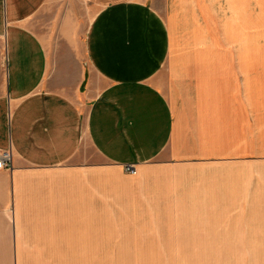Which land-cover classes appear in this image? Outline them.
<instances>
[{
  "label": "crops",
  "instance_id": "1",
  "mask_svg": "<svg viewBox=\"0 0 264 264\" xmlns=\"http://www.w3.org/2000/svg\"><path fill=\"white\" fill-rule=\"evenodd\" d=\"M73 1L0 0V264L98 255L107 208L264 132V0H77L84 38ZM146 218L134 238L240 232L264 257V217Z\"/></svg>",
  "mask_w": 264,
  "mask_h": 264
},
{
  "label": "rangeland",
  "instance_id": "2",
  "mask_svg": "<svg viewBox=\"0 0 264 264\" xmlns=\"http://www.w3.org/2000/svg\"><path fill=\"white\" fill-rule=\"evenodd\" d=\"M72 3L76 14L67 16L70 27L77 36L84 38L93 17L92 10L77 0ZM238 130L239 134L224 137L217 145L224 160L194 164L192 174L182 176L179 183L169 177L167 186L170 189L163 186L151 199L134 201L133 206L121 201L107 208V238L100 241L105 244L97 249L100 254L27 257V263L255 264L254 257L245 255L240 232L178 234L201 236L197 239L134 238L151 235L146 232L151 230L150 226L138 225L137 221L152 216L264 217V132L259 133L256 127ZM261 264H264V257Z\"/></svg>",
  "mask_w": 264,
  "mask_h": 264
},
{
  "label": "built area",
  "instance_id": "3",
  "mask_svg": "<svg viewBox=\"0 0 264 264\" xmlns=\"http://www.w3.org/2000/svg\"><path fill=\"white\" fill-rule=\"evenodd\" d=\"M12 167V157L10 151L0 152V169H10ZM125 170L129 173L135 174V168L133 166H126Z\"/></svg>",
  "mask_w": 264,
  "mask_h": 264
}]
</instances>
